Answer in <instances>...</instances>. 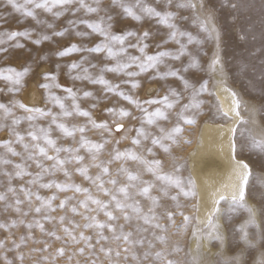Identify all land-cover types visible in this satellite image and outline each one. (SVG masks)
I'll use <instances>...</instances> for the list:
<instances>
[{
	"label": "snow or ice",
	"instance_id": "1",
	"mask_svg": "<svg viewBox=\"0 0 264 264\" xmlns=\"http://www.w3.org/2000/svg\"><path fill=\"white\" fill-rule=\"evenodd\" d=\"M0 7L11 8L34 21L31 28L22 31H0V46L8 43L13 48L24 50L25 44L19 43L21 37L31 40L34 46L25 52L26 62L19 69L14 66L0 67V80L7 82V87L0 88V93H19L25 78L31 73L34 77L42 79L40 86L47 90V99L54 106L58 105L60 109L59 112H53L51 109L30 107L15 99L7 103L0 102V128H6L9 132V138L0 141V147L6 149V154H0V165L5 166L0 169V214L5 215V222L0 223V229H8L10 234L12 229L18 226H23L26 230L19 240H11L14 255L13 259L9 260L5 252L6 264H24L26 255L22 249L27 246L29 238L35 240L33 232L36 229H39L40 233L48 239L36 241L42 243L43 247L32 248L31 252L49 253V255L41 256L36 264H47L49 261L55 264L57 256H65L69 251L71 254L67 255L68 264H72L77 255L83 256L86 252L90 257H98L99 253H103L109 264H120L122 251L127 254L124 256L125 262L130 255L132 264H182L180 260L169 258L181 249L177 246L169 251L168 237L164 234L157 235L155 231L159 230L161 233L167 231V226L160 223L164 217L158 214L156 209L161 206L164 198H170L175 203V207H181L180 197L194 194L187 190V185L193 182L191 178L185 181L180 174L183 165L174 167L171 171H165L162 161L154 158V149L158 146L165 152H170L169 142H176L177 136L183 131L182 124L196 122L195 113L192 110L199 107L196 97L204 86L198 89L195 83L189 81L186 74L198 63L192 57L189 46L201 44L203 40L188 31L184 27V22L194 24L198 33L214 40L219 49L221 38L219 19L227 14L235 22L239 13L248 6L243 0H0ZM262 10H264V0H262ZM185 11L190 12V15H185ZM40 12L50 14V19H42ZM65 17V22L59 23L61 18ZM122 17L138 22L139 27L121 33L115 32L114 23L120 22ZM150 21H154L155 25L149 23ZM145 24H148V27H144ZM160 28L165 30V35L157 44V48L170 42L177 47L163 48L150 53L149 41L160 34ZM94 34L100 38L97 42L91 45L83 43ZM72 37L79 38L80 42L70 39L67 45L51 47L44 54H40L35 48L45 42L59 43V39ZM261 37L264 39V29H262ZM129 38H134L135 42ZM130 49L138 51L139 54H133ZM0 51H7V49L0 47ZM261 51H264V46ZM73 53L80 54L79 60L62 64L61 61ZM96 54H103V60H110L113 63L105 62L98 66L90 59ZM185 55L192 57L187 63L182 61ZM170 61L180 62L181 66L175 67ZM42 63H51L52 67H42ZM218 64L222 72L223 58L219 50L214 57L213 68L215 69ZM32 65L35 66V70ZM97 68L98 71H92ZM61 72L70 75L73 82L79 80L103 86L105 93H114L122 97L124 101L129 102V106L108 107L106 111L111 119L98 122L93 117L92 111L81 108L78 92L73 86L64 87L66 95L63 97L53 91L62 87L58 83ZM107 73L122 74L123 79L120 83H114L106 78ZM145 73L153 79L159 78L165 81L169 77H178L183 88L182 90L169 88L163 96L141 101L132 94L131 89L140 87L142 74ZM262 73H264V67H262ZM121 84L130 85L129 90H122ZM184 91L189 93L188 102H184ZM261 94L264 95V87L261 89ZM232 95L235 98L236 115L239 116V109L246 102L237 93L233 92ZM83 96L95 97L96 94L84 90ZM69 98L72 100L71 108L65 103V100ZM96 106L93 102L91 108ZM15 108L23 110L26 115H16ZM259 110L264 111V104L260 105ZM249 111L253 117L251 123L256 124L257 108L252 107ZM189 113L192 114L189 115ZM173 114L176 117L175 124L171 128L163 127L162 122L169 121ZM74 115L87 118L86 122L69 124L63 119ZM42 117L50 118L47 126L36 123ZM21 121L28 122V128L23 133L18 129ZM124 121H127V124ZM249 122L242 120L244 124ZM113 125L115 131L123 130L124 135L121 139H127V133L135 132L132 137V146L121 151L118 147L120 140H115L111 158L102 160L101 154L109 143L103 133L106 132L111 137ZM53 126L61 134L56 138L52 135ZM89 126L101 130L100 142L87 136ZM153 127L158 129V132L151 131ZM231 132L230 143L234 158L237 154L243 156L247 151L249 159H252L253 154L259 159H252V163L244 160L237 161L231 183L213 194V207L207 214L205 234L209 239L223 242L225 237L219 223V217L223 212L229 232L233 237L239 235L240 239L247 244V255L254 257L252 264H264V228L258 235L254 234L250 237L248 229L255 225V210L247 201V197L252 194L253 180L258 185L264 186V177H256L253 173L254 165L264 169V133H261L258 139L250 128L238 130L237 127H233ZM77 134H79L78 139ZM64 138H72L75 144L66 146L58 143ZM13 145H19L21 150L18 151ZM136 146H140L141 151H137ZM82 149L86 150L88 163H85L86 156L80 154ZM146 153L151 154L153 158L148 159ZM7 154H11L12 157H21V161L16 163ZM114 160L137 161L142 168L133 171L126 166H121L114 175L109 168ZM45 161H52V163L49 165ZM29 162L34 163L39 170L30 171ZM73 164L75 167H69ZM9 165L13 166L12 171L8 170ZM92 167L99 171L91 174L89 170ZM58 172L63 173L65 180L52 179L44 182L45 176L54 177ZM74 173H79L89 182V186L76 183L72 179ZM146 173L151 174L152 178L145 179ZM120 176L126 177L127 182L121 183ZM25 177L30 179L19 186L13 184L17 178L23 180ZM37 185L43 189L55 187L61 192L73 193L65 196L57 206L64 209L63 215L59 217L52 215L55 211L53 201L57 199V196H42L39 191H33V187ZM76 194H82L83 198H78ZM101 194L108 199L101 198ZM33 197L35 201H39L38 206L33 207ZM137 197L150 201V207L145 210ZM261 199L262 209H264V194ZM25 202L29 205L27 210L23 207ZM222 202L226 205L223 210ZM241 209L248 213L247 221L238 225L229 223L232 216ZM69 211L73 217L81 216L84 223L81 224L70 217ZM31 212L37 215L29 220L28 216ZM101 212L107 219L101 221L98 218ZM13 213L16 214V218L9 221L7 217ZM180 214L183 215V213ZM166 215L174 224V213L168 211ZM121 218L124 219L125 224L119 223ZM190 220L191 217L185 216V227ZM133 221H135L134 226L131 230H127L128 225ZM141 221L143 224L140 223ZM46 223H51L52 227L46 228ZM144 225L154 229L151 239L141 235L148 232V228ZM61 230L63 234H60ZM89 230L92 234H87ZM106 230L110 231L111 235H106ZM53 238L54 241L62 242V246L57 248L54 254L49 242ZM106 242H123L124 246L121 251L119 247L114 249L105 246ZM157 243L163 247L157 250ZM8 247L7 239L0 240V249ZM75 264L80 262L77 260ZM87 264H103V262L91 259ZM183 264H196L195 258ZM225 264H248V262L237 256L231 261H226Z\"/></svg>",
	"mask_w": 264,
	"mask_h": 264
},
{
	"label": "rangeland",
	"instance_id": "2",
	"mask_svg": "<svg viewBox=\"0 0 264 264\" xmlns=\"http://www.w3.org/2000/svg\"><path fill=\"white\" fill-rule=\"evenodd\" d=\"M243 2L248 6L245 7L238 15V18L235 22L232 21V17L227 14L223 15L219 21L218 26L221 29V38L219 43V49L217 48V44L214 40L206 38L202 33H198V29L194 24H190L188 22H184V27L187 28L188 31L192 32L194 36H197L198 39L203 40L201 44H192L189 46V51L192 53V57L198 62L195 64L189 71L187 72V78L190 82L195 83L197 88L200 89L203 85V90L199 92L196 97L199 102V107L197 109H193L192 112L195 113L196 122L191 124H182L183 131L177 136L176 142H169L171 145V151L165 152L163 149H160L158 146L154 149L156 159H160L163 163L165 171H171L174 167H179L183 165L181 169V175L184 177L185 181L191 178L189 173V161H188V151L193 146L195 139L198 135V130L204 121H224L225 117L220 111L219 102L217 97L214 94V75H213V60L214 57L219 50L222 58H223V69L224 76L226 77L227 83L233 87V90L240 96V98L246 102V104H242L240 107V111L244 114L242 120L250 121L248 124L242 123V120L238 124V130L250 128L253 133L256 134L257 138H260L255 130H262L264 132V111H260V105L264 104V95L261 94V89L264 87L262 84V80H264V73H262V67H264V51H261L262 46H264V39L261 37L262 29H264V10H262V0H243ZM185 15H190V12L185 11ZM83 15V13H81ZM40 16L42 19H50V14H46L40 12ZM65 18H61L59 23H64ZM149 23L155 25L154 21H150ZM34 25V21L27 17L25 14L16 12L11 8L5 9L0 7V31L4 30H24L26 28H31ZM83 27V26H82ZM139 27V23L131 20L127 17H122L120 22L114 23L113 30L117 33H121L122 31L135 30ZM144 27H148V24H145ZM165 30L160 28V34L154 39L149 41L150 47L148 51L150 53H155L158 50H162L163 48H176L177 45L170 42L166 45H161V48H157V44L159 41L164 38ZM72 39L76 42H80L79 38H63L59 39V43H53L51 41L45 42L42 45H37L35 48L39 50L40 54H44L48 52L51 47H61L67 45L69 40ZM99 36L93 35L88 39L84 40L83 43L91 45L99 40ZM132 42H135L134 38H129ZM19 43L25 44V49L21 50L19 48H13L10 44L6 43L0 47L7 49V51H0V67H8L14 66L19 69V67L26 62L25 52L29 49H32L34 46L31 40L27 38H19ZM130 52L133 54H139L138 51L130 49ZM103 54H96L94 57L90 58L93 63H97L98 66L105 62L111 64L113 61H105L102 59ZM188 55L182 57V61L187 63L189 59ZM80 54L73 53L68 57L64 58L61 62L62 64H66L73 60H79ZM175 67H180V62H172ZM35 70V66L32 65ZM42 67H52L51 63H42ZM92 71H98L94 69ZM106 78L112 80L114 83H120L123 79L122 74H112L107 73ZM38 81H40L38 83ZM42 79L40 77H34L31 73L28 77L25 78V83L21 89V91L17 94H8L7 92L0 93V102H9L10 100H20L24 104L30 107H40L44 109H51L53 112H59V106H54L51 101L47 99L46 92L47 90L40 86L42 83ZM62 85L61 88L53 89V91L60 96H65L64 87L73 86L74 90L78 92V102L81 105L82 109H87L92 111L93 117L97 119L98 122L111 118L109 117L106 109L111 106H129V102L124 101L122 97H118L116 94H108L103 90V86L101 85H92L90 82H82L75 81L73 82L72 77L65 72H61L59 75V81ZM7 82L0 80V88H6ZM121 88L124 91H128L129 86H124L121 84ZM169 88H175L177 90H182L183 85L179 78L169 77L166 81L161 80L159 78L153 79L149 74H142L141 85L137 89H131L132 94L136 96V98L141 101L146 99L156 98L158 96H163ZM89 90L96 94L95 97H84L83 91ZM184 102H188L189 93L184 91ZM96 103V108H91L92 103ZM66 105L69 108L72 107L71 98L65 100ZM252 104L257 108L256 113V124H252L251 120L253 119L252 113L249 111L248 104ZM179 109H177L178 111ZM16 115H26L23 110L19 108L14 109ZM192 113H189L191 115ZM65 122L69 124H84L86 122L85 117L76 116L69 118H63ZM50 118H41L36 123L47 126L49 124ZM127 124V121H124ZM176 122V117L173 114L170 117L169 121L162 122V126L165 128H171ZM138 124V122H136ZM28 128L27 121H21L20 125H18V129L23 133ZM53 138L60 136L61 134L55 126H53ZM151 131L158 132V129L153 127ZM89 138L94 141H101V130L91 128L89 126V131L86 133ZM124 135L123 130L119 132L115 131L113 125V133L111 137L105 132L103 136L109 140V143L105 146V151L101 154L102 160H108L111 158V153L114 148V141L120 140L118 147L121 151L132 146V137L135 135V132L127 133V139H121V136ZM9 138V132L6 128H0V141ZM79 138V134H77V139ZM237 139L239 141V131L237 133ZM58 143L63 145H72L75 144V141L72 138H64L58 141ZM17 148V150H21L19 145H13ZM150 146V145H148ZM137 151H141L140 146H136ZM0 154H6V149L0 147ZM51 154V153H50ZM82 155L86 156L85 163H88L86 150L82 149ZM10 159L14 162L19 163L21 161V157H12L11 154H7ZM63 155V154H62ZM148 159H152L153 156L151 154H147ZM243 159L252 163V159L258 160L259 157L253 154L252 159H249V154L246 153L242 156ZM30 163L29 170L32 172H36L39 169L35 167V164ZM46 164H51L52 161H45ZM121 166H126L130 170H137L138 168H142L141 165L137 161L132 160H114L109 168L111 172L115 175L116 170ZM5 166L0 165V169H3ZM9 171L13 170V166H7ZM69 167H75V164L70 165ZM91 174H96L99 169L92 167L90 168ZM253 173L256 177H264V169H261L259 165L253 166ZM107 179V177H105ZM145 179H151V174H145ZM30 177H25L23 180L17 178L13 181L15 186H19L20 184L25 183ZM52 179H56L58 181L65 180V177L62 172H58L55 176H45L44 182H48ZM72 179L76 183L83 184L84 186H89V182L86 181L83 177L80 176L79 173H74ZM121 183H126V177H119ZM191 181L193 182L192 178ZM110 187V185H108ZM252 194L247 197L248 204L252 206L255 210V225L249 227L248 231L250 233V237L254 234L260 232L262 228H264V209H262V194H264V186L258 185L255 180L252 181ZM187 190L194 193L187 197L181 196L179 203L181 207H175V203L170 198H164L161 201V206L156 209L157 213L162 215L164 218L160 220V223L167 226V231L161 233L159 230H155L157 235L164 234L168 237V249L171 251L175 247H179L181 249L180 252L171 255L170 259L180 260L183 264L185 261H192L195 258L196 264H225L226 261H231L234 257L240 256L242 260L247 261L248 264H252V260L254 257H249L247 255V244L240 239L239 235L233 237V235L229 232L226 218L222 214L220 215L221 219L219 223L221 225V232L224 234L225 239L223 242L215 239H209L205 234L206 229V221H199L196 216V192L194 182L192 184L187 185ZM33 191H39L42 196H52L56 195L57 199L53 201V208L55 211L52 215L59 217L64 214V209H60L57 207L60 201L67 195H72V192H61L55 187L51 189H43L39 188V186H34ZM173 193L175 190H172ZM154 194H158L154 192ZM78 198H83L82 194H76ZM23 199V196H21ZM101 198L108 199L107 196L101 194ZM141 201V204L145 208V210L150 207V201L146 198L137 197ZM33 207L38 206L39 201H35V197H33ZM24 209L27 210L29 205L27 202L23 205ZM226 207L223 202L221 203V209L223 210ZM171 211L174 213V221L173 224L167 217L166 213ZM180 213H183L181 215ZM118 214V213H117ZM37 214L35 212H31L28 216V219L31 220ZM68 215L73 217V214L69 211ZM185 216L191 217V220L187 222V226L185 227ZM16 218V214L13 213L11 216L7 217L10 221L11 219ZM98 218L103 221L107 219L104 214L101 212ZM73 219L81 224L84 223V220L81 216L75 215ZM248 219V213L245 210H238L231 218L229 223L240 224L244 223ZM5 222V215L0 214V223ZM120 224H125L123 218L119 221ZM143 224V222H140ZM135 221L132 224L128 225L127 230H131L134 226ZM51 223H46V228H51ZM144 227L148 228V232L142 233L141 235L146 236L148 239H151V233L154 229L149 225H144ZM25 227L18 226L15 229H12V233H9L8 229H0V240H8L9 247L7 249H0V264H6L4 259L5 252L8 254V259H13V251L11 249V240L16 239L19 240V237L25 234ZM62 230H61V233ZM87 234H92L91 230ZM106 235H111L110 231L106 230ZM33 236L35 240L29 238L27 242V246L22 250L25 252L26 259L24 264H36V262L40 261L41 256L49 255L48 252H35L32 253V248H42L43 244L38 243L36 241H42L48 239L44 234L40 233L39 229L34 230ZM196 239V244L193 246L192 241ZM204 241L208 242V247L204 248ZM52 245L51 251L54 254L55 250L62 246L61 241L49 240ZM105 246H110L112 248H123V242H111L107 243ZM75 247V246H72ZM99 247V246H97ZM163 247V245L157 243V250ZM139 250V249H138ZM71 251H69L65 256H57L55 259V264H68L67 255H70ZM127 255L123 253L120 258V264H132V258L129 255L127 262L124 260V256ZM91 259H97L98 261H102L103 264H109L108 259L104 256L103 253H99L98 257H90L87 252L81 256L77 255L72 264H75V261H79L80 264H87ZM47 264H53L52 261L47 262Z\"/></svg>",
	"mask_w": 264,
	"mask_h": 264
},
{
	"label": "bare ground",
	"instance_id": "3",
	"mask_svg": "<svg viewBox=\"0 0 264 264\" xmlns=\"http://www.w3.org/2000/svg\"><path fill=\"white\" fill-rule=\"evenodd\" d=\"M223 72L224 69L221 72L219 64L215 69L213 68L214 94L225 120L204 121L193 146L188 151V169L195 186L196 216L199 221H206L207 214L213 207V194L231 183L237 161H246L239 154L233 157L230 143L231 129L238 127L244 114L239 109V116L236 115L235 98L232 95L235 91L227 83ZM248 106L249 109L254 107L250 103ZM255 119H257L256 115ZM255 131L258 135L264 133L262 130ZM195 244L194 238L192 245ZM203 247H208L207 241H204Z\"/></svg>",
	"mask_w": 264,
	"mask_h": 264
}]
</instances>
